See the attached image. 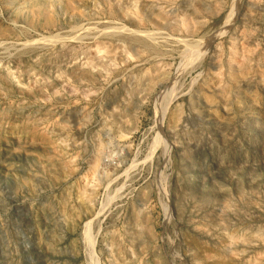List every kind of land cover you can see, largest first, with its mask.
Instances as JSON below:
<instances>
[{"label": "rangeland", "instance_id": "374dc122", "mask_svg": "<svg viewBox=\"0 0 264 264\" xmlns=\"http://www.w3.org/2000/svg\"><path fill=\"white\" fill-rule=\"evenodd\" d=\"M231 3L0 0V264H264V0Z\"/></svg>", "mask_w": 264, "mask_h": 264}, {"label": "bare ground", "instance_id": "6f19581e", "mask_svg": "<svg viewBox=\"0 0 264 264\" xmlns=\"http://www.w3.org/2000/svg\"><path fill=\"white\" fill-rule=\"evenodd\" d=\"M241 3H242V0H232L230 9L228 10V12H227V14H226V16H225V18L223 20V23H222V25L220 27L221 29L219 28L222 32L227 30L229 28V26L232 24V22L234 21V19L236 17V14L238 13V11L241 8ZM91 245L93 246V244H91Z\"/></svg>", "mask_w": 264, "mask_h": 264}]
</instances>
